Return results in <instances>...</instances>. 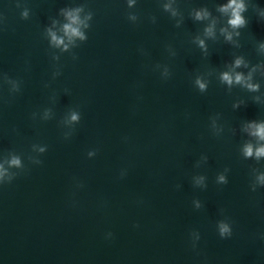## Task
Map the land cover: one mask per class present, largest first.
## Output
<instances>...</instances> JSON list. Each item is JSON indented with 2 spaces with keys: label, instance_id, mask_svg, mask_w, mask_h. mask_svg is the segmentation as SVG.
Listing matches in <instances>:
<instances>
[{
  "label": "water",
  "instance_id": "obj_1",
  "mask_svg": "<svg viewBox=\"0 0 264 264\" xmlns=\"http://www.w3.org/2000/svg\"><path fill=\"white\" fill-rule=\"evenodd\" d=\"M166 2L0 0V163L23 165L0 187V264H264V159L241 154L264 85L219 80L234 55L264 59V0H249L241 48L219 37L207 55L189 13L224 0H176L182 20ZM67 6L92 19L61 52L46 28Z\"/></svg>",
  "mask_w": 264,
  "mask_h": 264
},
{
  "label": "clouds",
  "instance_id": "obj_2",
  "mask_svg": "<svg viewBox=\"0 0 264 264\" xmlns=\"http://www.w3.org/2000/svg\"><path fill=\"white\" fill-rule=\"evenodd\" d=\"M135 3L136 0H128L129 7ZM175 3L176 0H168L163 4L164 11L169 12L172 17L181 16L182 20V13L177 7H174ZM248 10L249 0H224V2L215 5V12L219 15H214L213 11L206 5L194 7L189 13L190 18L204 24L202 36L198 35L194 43L205 55L208 54L206 41L217 40L219 37H223L225 43L235 48H241L239 38L241 37V30L245 29L249 23V17L245 15ZM22 15L26 18L28 16L27 10ZM58 15L63 18L62 21L53 19L51 25L46 28V36L52 48L59 49L61 52L68 51L70 47L76 46L77 41L83 42L87 39L85 30L89 28L92 12H85L83 6H67L60 8ZM133 18L135 19V14H133ZM256 18L259 22L264 23V9L259 11ZM181 20L176 21L177 26L180 25ZM257 51L264 56V39L257 40ZM219 80L229 90L238 86L247 93H261L262 85H264V59L252 63L243 54L234 55L232 60L227 63L226 70L219 73ZM195 83L200 91L203 92L207 89L208 82L201 77H197ZM252 100L259 103L261 96L255 95ZM242 106H247L243 99L237 100L232 105L233 109H240ZM70 119L72 122H76L79 120V115L73 113ZM241 130L249 138L242 145V156L257 162L264 159V119H247ZM44 150V148H40L41 152ZM89 155L91 156L92 153ZM6 163L8 167H5L4 163H0V187L10 184L14 178V174L9 172V168L23 166L20 157L16 155H13ZM256 179L260 185H264V172H260ZM203 180L204 178L200 177L197 183L202 184ZM218 180L227 183L223 174L218 177ZM219 231L221 238L226 239L232 235L230 227L223 222L219 225ZM112 236L113 233L108 232L105 238L110 239Z\"/></svg>",
  "mask_w": 264,
  "mask_h": 264
}]
</instances>
